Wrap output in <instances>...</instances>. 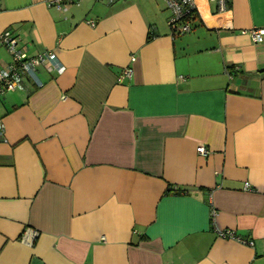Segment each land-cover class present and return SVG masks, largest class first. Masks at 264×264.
Listing matches in <instances>:
<instances>
[{"label":"crops","instance_id":"1","mask_svg":"<svg viewBox=\"0 0 264 264\" xmlns=\"http://www.w3.org/2000/svg\"><path fill=\"white\" fill-rule=\"evenodd\" d=\"M49 1L0 0L63 68L0 101V264H264V0L184 36L164 0Z\"/></svg>","mask_w":264,"mask_h":264},{"label":"built area","instance_id":"2","mask_svg":"<svg viewBox=\"0 0 264 264\" xmlns=\"http://www.w3.org/2000/svg\"><path fill=\"white\" fill-rule=\"evenodd\" d=\"M113 3L115 0H100ZM166 9L170 12L168 26L173 36H184L192 31V24L197 16L196 2H210L217 6L218 12H225L231 8L234 0H164ZM50 6H54L61 11L65 7L79 2V0H50ZM92 27L96 24L89 23ZM252 41L260 44L264 40V31L257 29L250 33ZM0 46L4 47L11 56V62L7 67L0 70V101L8 93L16 91L25 92L24 83L29 79L37 88L43 86V82L38 76L37 68L42 67L47 73L61 74L63 68L53 52H46L38 56H29L26 49L20 45V40L11 31H4L0 34ZM136 62L135 58H131ZM133 71L131 68H125L120 76V81L131 78ZM5 127L0 121V137L4 134ZM197 153L201 156H207L209 152L205 146L198 147ZM246 190H249V184H245ZM215 214V213H214ZM215 216V215H214ZM221 237H235L233 232H220Z\"/></svg>","mask_w":264,"mask_h":264},{"label":"rangeland","instance_id":"3","mask_svg":"<svg viewBox=\"0 0 264 264\" xmlns=\"http://www.w3.org/2000/svg\"><path fill=\"white\" fill-rule=\"evenodd\" d=\"M206 4H209V2H202V1H198L196 2V6L200 9V10H205L207 9L209 6H206ZM211 5H215L213 3H211ZM43 70L42 67L37 68V72L38 75L40 74V71Z\"/></svg>","mask_w":264,"mask_h":264},{"label":"trees","instance_id":"4","mask_svg":"<svg viewBox=\"0 0 264 264\" xmlns=\"http://www.w3.org/2000/svg\"><path fill=\"white\" fill-rule=\"evenodd\" d=\"M148 39L150 40V37ZM169 191L171 192L172 190L169 188Z\"/></svg>","mask_w":264,"mask_h":264}]
</instances>
